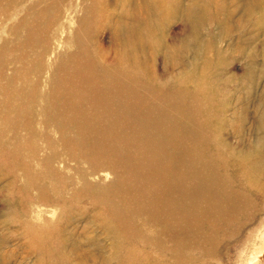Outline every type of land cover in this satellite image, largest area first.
Masks as SVG:
<instances>
[{"label":"rangeland","instance_id":"rangeland-1","mask_svg":"<svg viewBox=\"0 0 264 264\" xmlns=\"http://www.w3.org/2000/svg\"><path fill=\"white\" fill-rule=\"evenodd\" d=\"M116 1L0 0V264H264V157L245 165L264 152V0H213L222 9L169 0L139 29L118 22L129 21L138 0ZM77 58L122 83L125 93L112 85L105 95L109 121L116 133L133 132L139 156L153 155L144 151L148 136L178 153L182 202L229 203L226 220H206L213 230L201 221L209 236L175 237L158 225L159 243L117 245L113 213L92 196L111 200L118 157L89 160L81 143L64 138L82 124L62 136L66 126L44 123L40 102L14 97L22 86L35 97L50 91L61 66ZM22 160L41 179L28 178ZM114 200L130 206L116 192Z\"/></svg>","mask_w":264,"mask_h":264},{"label":"bare ground","instance_id":"bare-ground-1","mask_svg":"<svg viewBox=\"0 0 264 264\" xmlns=\"http://www.w3.org/2000/svg\"><path fill=\"white\" fill-rule=\"evenodd\" d=\"M130 1L132 0H126L125 4ZM138 3H140L139 6L126 13V17L128 16L127 19H129L128 22L125 20H118V22H125V26L129 24L132 29H139L141 24L143 25L150 20V16L154 11L170 5L169 0H153L149 4L146 3V0H138ZM213 3L217 9L223 8L220 3ZM116 4L117 1L115 0L114 6ZM194 5L197 4L194 3ZM60 72H62V75L59 73L55 77L53 88L43 95L35 97L34 93H28L26 88L22 86L20 89L15 90L16 96L14 97L16 99L26 97L25 102H28L32 107L40 102V113L43 115L44 123L52 122L54 125L66 126L65 129L61 130L62 136L70 133V129L74 128L75 125L82 124L80 130L72 132L76 137L65 136L64 138L81 143L82 152L86 153L85 155L89 160L94 156L105 154L118 157L121 170L117 173V169L114 170L111 165V172L115 175V183L117 182V191L115 189L112 192L111 200L108 199L107 201L92 196V199L104 203V206L106 203L108 211L113 213L111 230L117 237L118 246L121 239L124 240L122 243H125L127 239L128 242L125 245L131 247L137 241V238L141 237H144L146 242L155 241L159 243L163 232L161 231L163 230V227H160L161 225H165L164 230L169 231L175 237L180 236L182 233H195L207 237L208 234H200L199 232L202 222L208 224L210 230H213L215 225L207 223L206 220L209 222L212 217H221L226 220L229 203L223 205L218 203V207L208 205L201 207L197 202H182L180 199L183 198L180 193L182 191L180 186L184 184L179 183L180 171L178 166L181 167L183 163L181 159L178 160L176 151L173 155H169L166 151L163 152V147L156 145L150 136L141 138L145 147L144 151H150L153 154L148 161L139 156L138 142L140 141L132 138L133 132H114V122L109 121L114 118V106L112 107L106 101L105 95L109 93L108 90L112 85H114L116 94L125 93L122 83L105 78L107 74L104 71H101V74H96L93 65L81 58L73 59L69 64H63ZM98 75L101 79L97 78ZM8 79V81H13V77ZM23 81L25 82L26 79L24 78ZM85 100L89 103L90 114L86 113L84 109ZM103 103H106V106L102 105ZM136 109L137 106L131 104V113ZM11 112L15 113L18 118L23 117L21 115L22 110L15 105L11 107ZM25 116L29 123L34 121L32 110H27ZM153 134L159 138L162 132L153 128ZM263 157L264 152L254 158L248 157L245 165H257ZM112 158L114 159V157ZM19 166L25 169L28 178L41 179L40 173L32 172L31 166L27 162L25 163L22 160ZM77 170L76 172H79L80 176H85L86 172L80 168ZM183 177L187 178L186 175H183ZM112 181L114 183V177ZM262 182H264V177H262ZM92 185L95 186L93 188L99 187L97 183ZM187 186L198 187V184L192 182ZM112 188L114 189V184ZM115 192L118 198H125V202H123L130 205L127 206V210L119 209L114 203ZM129 209H132L130 214H128ZM155 226L160 227V229L153 231Z\"/></svg>","mask_w":264,"mask_h":264}]
</instances>
